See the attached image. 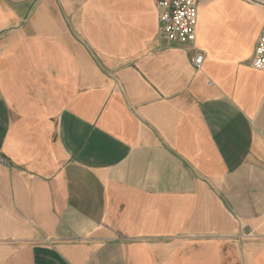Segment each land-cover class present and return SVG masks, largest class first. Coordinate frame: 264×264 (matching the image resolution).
I'll return each mask as SVG.
<instances>
[{
    "label": "crops",
    "instance_id": "0c3cea01",
    "mask_svg": "<svg viewBox=\"0 0 264 264\" xmlns=\"http://www.w3.org/2000/svg\"><path fill=\"white\" fill-rule=\"evenodd\" d=\"M196 3L0 0V264H264V0Z\"/></svg>",
    "mask_w": 264,
    "mask_h": 264
},
{
    "label": "built area",
    "instance_id": "2783aa9c",
    "mask_svg": "<svg viewBox=\"0 0 264 264\" xmlns=\"http://www.w3.org/2000/svg\"><path fill=\"white\" fill-rule=\"evenodd\" d=\"M160 12L159 30L166 41L192 45L195 41L197 24V0H154ZM255 44L251 58L252 67L264 70V25ZM203 52L193 51L192 64L199 67L203 60Z\"/></svg>",
    "mask_w": 264,
    "mask_h": 264
}]
</instances>
